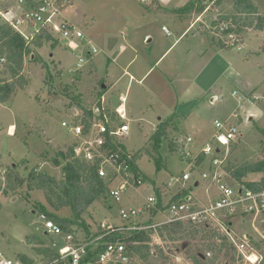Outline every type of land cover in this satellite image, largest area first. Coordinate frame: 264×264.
Returning a JSON list of instances; mask_svg holds the SVG:
<instances>
[{"label":"rangeland","instance_id":"374dc122","mask_svg":"<svg viewBox=\"0 0 264 264\" xmlns=\"http://www.w3.org/2000/svg\"><path fill=\"white\" fill-rule=\"evenodd\" d=\"M249 1L253 5L255 2L259 17L264 18V0ZM189 4L199 7L197 0H157L152 4L141 0H72L62 15L83 31L85 40L80 49L71 50L65 41H59L54 49L51 42L34 51L33 61L31 57L26 59L23 76L28 85L18 90L10 103L0 104V263L7 259L20 264L17 257L24 254L35 264H41L28 241L30 236H36L45 247L55 251L65 246L62 237L47 233L35 204L61 217L70 216V211L53 210L42 191L27 193L25 186L17 195L6 197L2 179L9 168L17 167L24 177L38 168L39 172L62 180L65 161L59 154L66 153L75 143L72 133L62 123L71 122V110L79 109L65 93L68 86L75 95H82L86 107H91L103 85L111 86L121 80L116 90L127 95L126 107L129 116V110L132 114L130 136L125 145L130 152L141 155L138 167L147 178L143 186L130 190L122 206L144 207L148 197H158V191L165 206L180 192L179 185L173 181L184 173L192 177L188 186H194V180L200 182L191 189L193 199L204 204L208 197L213 200L215 187L201 178L207 163L192 172L183 152L188 137L194 139L190 147L195 154L213 143L215 121L236 124L243 136L231 147L230 164L242 166L264 160V31H258L255 28L258 20L251 18L254 27L240 34L243 45L224 50L213 45V42L219 44L213 22L218 14H235L233 3L228 0L217 6L205 0L207 7L200 15ZM3 7L11 9L10 19L19 18L25 10L18 0H0L1 11ZM163 27L172 36H166ZM188 28L194 30L186 32ZM20 29L26 35L33 32L25 25ZM150 37L153 41L147 44ZM177 40L178 45L170 49ZM92 48L98 53L89 56ZM80 59L83 62L79 67ZM44 64L50 72L44 69ZM125 70L135 77V82H130V74L124 75ZM0 79L10 80V77L0 75ZM172 114L178 120L155 152L153 136L159 119L164 122ZM235 114L239 115L238 119L234 118ZM11 126L15 127L12 135ZM156 160L161 162L159 169ZM262 178L263 173L248 176L251 181ZM225 182L239 188L230 176ZM119 207H111L109 200L94 204L83 215L91 234L103 224L121 225ZM151 219L150 215H144L142 222L148 223ZM161 219L158 215L152 222ZM228 222L235 240L248 237L262 242L264 212L229 215ZM79 233L85 238L82 230ZM216 241L205 243L215 246ZM206 244L197 239L168 244L154 237L150 244L153 258L147 264H194L190 256L195 252L205 256ZM230 256L214 251L206 262L225 264Z\"/></svg>","mask_w":264,"mask_h":264},{"label":"built area","instance_id":"2783aa9c","mask_svg":"<svg viewBox=\"0 0 264 264\" xmlns=\"http://www.w3.org/2000/svg\"><path fill=\"white\" fill-rule=\"evenodd\" d=\"M157 0H141L144 4H152ZM25 7L19 18L10 19L2 16L11 26L27 40H32L42 30L48 31L59 41H65L68 47L77 51L85 40L83 31L75 24L66 20L62 12L72 3V0H43L37 9L26 6V0H18ZM33 30L30 35L21 31L22 26ZM166 36H172L171 31L163 27ZM215 36L219 43L226 47L237 48L243 45V39L236 26L221 24L215 27ZM98 50L92 48L88 55L97 54ZM5 60H0V67ZM83 62L79 60V67ZM101 90L98 99L86 110H71V122H63L62 127L72 133L76 158L98 167L99 177L108 186V197L111 207L118 208L121 225L112 226L103 224L96 233L88 239L80 236V231L65 235L62 227L50 220L47 215L40 214L47 233L63 238L65 246L56 251L57 256L46 264H147L132 252L122 239L121 234L131 232H155L152 236L159 237L158 229L176 223L192 224L199 228H206L219 236L226 238V242L233 248L231 256L225 264H264V238L262 242H254L251 238L235 240L231 237L229 215H252L264 212V191L253 192L241 187L235 188L225 180L229 176L227 168L230 164L231 147L239 143L242 134L236 124L225 121H215V134L213 143H208L198 153H194L190 145L194 142L188 137L185 143L183 157L190 163L191 171L204 167L202 180L215 187L216 197L207 198V203L193 199L191 189L200 185L194 180V186H188L192 177L188 173L181 175L173 182L179 185L181 192H188L182 200L175 201L174 197L163 206L158 197H148L144 207L121 205L129 196V192L137 190L145 184L143 177H138L131 169L130 159L135 153L130 152L125 141L130 136L128 109L126 107L127 95H121L117 105H112L108 96ZM235 95V93H234ZM81 111V112H80ZM238 119L239 115L235 114ZM123 147L126 149L124 153ZM126 155V156H125ZM204 157L203 161L200 158ZM138 164V163H137ZM199 167V168H198ZM167 188H170L168 185ZM178 193V194H179ZM187 197H191L189 202ZM144 215L152 219L160 215L161 220L148 223L142 222ZM112 238V239H110ZM219 247L222 241L216 239ZM215 250H208L205 258H212ZM216 252V251H215ZM0 264H14L11 260H3ZM21 264V263H20Z\"/></svg>","mask_w":264,"mask_h":264},{"label":"trees","instance_id":"16d2710c","mask_svg":"<svg viewBox=\"0 0 264 264\" xmlns=\"http://www.w3.org/2000/svg\"><path fill=\"white\" fill-rule=\"evenodd\" d=\"M217 6H221L228 0H206ZM234 5L235 14L221 15L214 22L213 27L221 24L229 26H236L238 32L241 34L246 28L254 27V22L251 18L256 17L255 28L258 31H264V18H260L257 7L249 0H229ZM205 0H197L199 7L194 4L191 10H196L198 15L205 12L207 5L204 4ZM41 2L34 0H26V6L37 9ZM196 7V8H195ZM187 9V8H186ZM255 19V18H254ZM251 21V22H249ZM52 43L55 49L59 45V40L54 38L48 31L42 30L32 40L25 39L19 32H17L10 23L6 22L0 16V60L4 59V64L0 67V75L4 77L9 76L10 80L0 79V104L6 105L12 101L17 91L24 89L28 85V80L23 76L25 70V61L34 54L35 50L42 49L45 44ZM216 43V42H215ZM218 47L231 51L232 47H226L223 44H216ZM35 56V54H34ZM3 69V71H2ZM44 69L49 71V67L44 64ZM50 75L48 76V78ZM66 95L71 98L73 105H77L79 109L86 110L83 104L82 95H75L71 92L68 86L65 89ZM100 94V93H99ZM175 115L167 118L166 121L161 122L158 129L153 136V149L158 152L160 143L167 139L168 130L172 126ZM176 129V128H175ZM264 136V131H262ZM124 153L126 149L123 147ZM59 158L65 161L62 169L63 178L57 180L56 178L39 172L38 168L29 171L27 176H22L17 167L9 168L7 175L2 179L5 183V191L3 192L6 197L11 194L17 195L20 188H26L27 193L42 191L48 206L57 212L64 210L70 211V216H58L53 213H48L43 205L35 204L37 209L36 213L45 214L48 218L54 221L58 226L62 227L64 234H74L83 231L89 239L92 234L89 226L83 218V215L96 203L105 204L108 202V186L105 181L99 177L98 167L88 164L76 158L74 147H71L66 153L59 154ZM126 156V155H125ZM141 155L135 153L130 159L129 163L132 171L138 176H142L144 182H147L145 175L141 173L138 167V161ZM204 157L200 158L203 161ZM56 166L60 163L57 159L54 160ZM161 162L156 160L157 168H160ZM228 175L236 182V184L253 192L264 191V178L260 181L248 180V176L253 173L264 174V160L254 164H245L242 166H234L229 164L227 168ZM2 183V182H1ZM0 192L2 190L0 189ZM188 192H181L174 197V200H182ZM158 198L161 202L162 193L158 191ZM41 211V212H39ZM39 214V215H40ZM155 232H131L127 235L121 234L123 240L126 241L130 250L136 253L140 259L149 261L153 258L151 250L152 236ZM157 234L164 243H179L181 241L187 242L192 240H200L204 244L207 240L220 239L222 243L217 245L206 244L207 249L215 250L216 252H226V256H230L233 248L226 242V238L219 236L217 233L212 232L206 228H199L192 224L176 223L170 226H165L158 229ZM98 236V234H93ZM112 239V238H110ZM28 241L33 245L35 254L40 258L41 264H46L56 258L57 253L50 247H45L42 240L36 236L28 237ZM163 255V251L160 249ZM194 264H208L206 258L200 252H195L190 256ZM17 261L21 264H35L33 259L24 254L17 257ZM211 264H215L214 261Z\"/></svg>","mask_w":264,"mask_h":264},{"label":"crops","instance_id":"0c3cea01","mask_svg":"<svg viewBox=\"0 0 264 264\" xmlns=\"http://www.w3.org/2000/svg\"><path fill=\"white\" fill-rule=\"evenodd\" d=\"M34 1H36V0H34ZM254 2V1H253ZM254 5L256 6V7H258L256 4H255V2H254ZM259 8V7H258ZM11 9H8V7H3V10L1 11L0 10V16H6V17H8V15L9 14H11V11H10ZM222 14H218V16L217 17H219V16H221ZM190 30H194V29H190V28H188V29H186V32H188V31H190ZM201 33L202 34H204V32L203 31H201ZM151 38V37H150ZM152 41H153V39H152ZM151 41V42H152ZM213 41V40H212ZM150 42V43H151ZM178 43H179V40H177L173 45H172V47L170 48V49H172L173 47H175L176 45H178ZM215 42H213V45H215V46H217L216 45V43L214 44ZM148 44V43H147ZM218 47V46H217ZM220 48V47H219ZM225 50V49H224ZM169 51H167L160 59H159V61L158 62H160L163 58H164V56H166V54L168 53ZM199 53V52H198ZM126 71V70H125ZM126 74H130L128 71H126L125 72V76H128V75H126ZM131 75V74H130ZM147 76V75H146ZM145 78V77H144ZM144 78L140 81V83L144 80ZM136 81L135 80V77L133 76V75H131V77H130V82L131 81ZM120 79H118L115 83H114V85H111V86H109L108 84H106L105 85V89H103L102 87H101V90L103 89V90H105V94L108 96V99H109V101L112 103V105H117L118 104V99H119V97L121 96V95H125V94H122L121 92H119V91H117L116 90V85L117 84H119L120 83ZM130 111V116H132V114H131V110H129ZM173 115H175V114H172V115H168L167 116V118H169V117H171V116H173ZM128 116H129V112H128ZM129 116V117H130ZM160 120H162V119H159V125H160ZM177 120H178V118H177V116L175 117V119H174V121H173V123H172V125L174 124V122H177ZM177 128V127H176ZM14 129H15V127L14 126H11L10 127V134L12 135L13 133H14ZM264 238V237H263ZM262 238V239H263Z\"/></svg>","mask_w":264,"mask_h":264},{"label":"water","instance_id":"95a60500","mask_svg":"<svg viewBox=\"0 0 264 264\" xmlns=\"http://www.w3.org/2000/svg\"><path fill=\"white\" fill-rule=\"evenodd\" d=\"M151 41H152V38H148V39H147V43H148V44H149ZM34 58H35V56H34V54H32V56H31V61H33ZM102 88L105 89V86L103 85ZM176 141L178 142V140H176ZM198 186H199V185L196 184L195 187H198ZM190 200H191V197H187V198H186V201H187V202H189Z\"/></svg>","mask_w":264,"mask_h":264}]
</instances>
